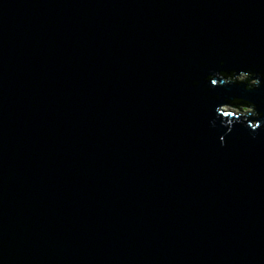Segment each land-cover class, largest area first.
I'll list each match as a JSON object with an SVG mask.
<instances>
[{"label":"water","instance_id":"water-1","mask_svg":"<svg viewBox=\"0 0 264 264\" xmlns=\"http://www.w3.org/2000/svg\"><path fill=\"white\" fill-rule=\"evenodd\" d=\"M0 264H264V0H0Z\"/></svg>","mask_w":264,"mask_h":264},{"label":"trees","instance_id":"trees-1","mask_svg":"<svg viewBox=\"0 0 264 264\" xmlns=\"http://www.w3.org/2000/svg\"><path fill=\"white\" fill-rule=\"evenodd\" d=\"M244 76H245V77L242 78V79H239V81H244V82H246V83H248V84L253 83V82L250 81L249 75H247V74L245 75V74H244ZM224 77L226 78L227 81L230 80V77H229L227 74H225ZM235 79L238 80V79H237V76H236L235 78H233V80H235ZM238 103H239V102H236V101H235V104L239 106ZM234 108H237V109H238L237 106L234 107ZM239 109H240V108H239Z\"/></svg>","mask_w":264,"mask_h":264},{"label":"rangeland","instance_id":"rangeland-1","mask_svg":"<svg viewBox=\"0 0 264 264\" xmlns=\"http://www.w3.org/2000/svg\"><path fill=\"white\" fill-rule=\"evenodd\" d=\"M242 78H244V77H237V79L239 80V79H242ZM234 108V107H233ZM239 109H237V111H238Z\"/></svg>","mask_w":264,"mask_h":264},{"label":"bare ground","instance_id":"bare-ground-1","mask_svg":"<svg viewBox=\"0 0 264 264\" xmlns=\"http://www.w3.org/2000/svg\"><path fill=\"white\" fill-rule=\"evenodd\" d=\"M237 81H239V80H237Z\"/></svg>","mask_w":264,"mask_h":264}]
</instances>
